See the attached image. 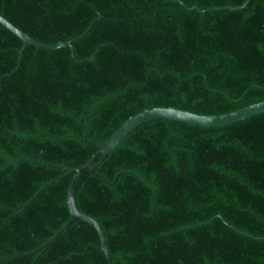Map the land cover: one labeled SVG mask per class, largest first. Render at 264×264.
Returning a JSON list of instances; mask_svg holds the SVG:
<instances>
[{"label":"trees","instance_id":"trees-1","mask_svg":"<svg viewBox=\"0 0 264 264\" xmlns=\"http://www.w3.org/2000/svg\"><path fill=\"white\" fill-rule=\"evenodd\" d=\"M0 0V264H105L96 229L69 218L72 175L129 116L153 106L220 114L264 100V0ZM93 55V59L89 57ZM81 59L80 61H78ZM76 192L111 264H264V112L222 126L167 118L130 131ZM104 178V179H103Z\"/></svg>","mask_w":264,"mask_h":264},{"label":"water","instance_id":"water-1","mask_svg":"<svg viewBox=\"0 0 264 264\" xmlns=\"http://www.w3.org/2000/svg\"><path fill=\"white\" fill-rule=\"evenodd\" d=\"M248 0H244L238 5L232 6V5H224V6H210V7H199L196 4L191 5H185L187 8H195L198 11H205L208 9L213 8H240L242 7ZM101 13H98L95 18H100ZM94 18V19H95ZM93 19V20H94ZM93 20L88 24V26L78 35L58 41L55 43H47L40 40H37L31 36H29L26 32L18 28L16 25H14L11 21H9L2 13H0V24L7 29H9L11 32H13L16 36H18L22 40V44L18 49V56L15 67L7 72L3 73L1 76H6L12 73L18 66L20 61L21 53L26 46L27 43L33 44L37 47H44V48H57L60 46H69L71 55H74L73 45L72 41L75 39H78L82 35L86 33L90 25L92 24ZM89 59H93V55L89 57ZM79 59L78 61H80ZM264 112V100L256 101L250 104H247L245 106H242L240 108L234 109L229 112L220 113V114H204V113H198L194 111H190L187 109H182L174 106H153L150 108H145L131 116H129L126 120L122 122V124L115 129V131L104 141L102 142H93L89 141L84 137V140L87 142L97 146V150L95 153L81 166L68 168L66 173L60 177H57L53 180H50L49 182L43 184L33 195L32 197L26 201L23 205H26L29 201H31L41 189L46 187L47 185L59 180L60 178H63L68 175H72V178L70 180L68 189H67V206L69 209V218L63 223V225L58 228L55 233L50 236L46 241H44L42 244L37 246L35 249L23 253H17L13 257L22 255V254H39L42 251H44L52 242H54L67 228L70 227V225L76 221V220H83L88 223H90L97 231L99 241H100V248L103 251L106 263L105 264H111L112 255L109 250V246L107 243V239L105 237V233L94 217H92L89 214H86L82 212L77 204L76 200V192L82 181L89 175L94 174L97 175L96 168L101 163V161L110 153V151L122 141V139L135 127L138 125L155 119V118H167L171 120H178L186 123L196 124L200 126H222L226 125L235 121H238L240 119L249 117L251 115ZM104 179V178H103Z\"/></svg>","mask_w":264,"mask_h":264}]
</instances>
